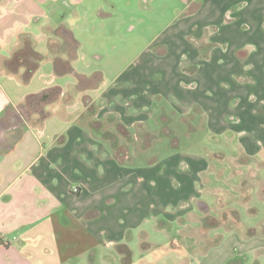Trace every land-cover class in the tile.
Here are the masks:
<instances>
[{"label": "crops", "instance_id": "crops-1", "mask_svg": "<svg viewBox=\"0 0 264 264\" xmlns=\"http://www.w3.org/2000/svg\"><path fill=\"white\" fill-rule=\"evenodd\" d=\"M207 1L210 7L213 0ZM188 2L197 4V10L190 13L187 10L186 16L205 6L204 0ZM234 14L224 11L223 22L231 23ZM38 15L33 0H0V264H121L119 246L131 252L130 264H199L194 257L196 252L205 258L203 264H213L204 253L210 249L209 241L218 238L214 244L217 246L220 237L209 238L207 232L199 234L204 228V216L196 229V234L204 238L203 246L184 248L178 242V248L171 249L170 243L175 241L167 246L147 241L149 233L143 225L149 221L162 232L164 223L137 213L140 207L136 206L135 194L142 192L145 184L144 178H135L129 146L137 139L142 150H146L155 140L165 138L148 131L140 118L157 111L156 124L162 128L165 123L171 130L167 151L183 150L180 171L192 174L186 180L183 198L190 208L195 200L201 199L202 192L195 190L194 178H202L207 189L209 184L220 185L232 172L235 173L232 178L237 175L239 179V172H249L253 165L262 162L264 29L259 36L252 33L238 41L233 37L220 40L215 35L206 42L203 37L193 40L191 47L188 45L190 58L169 64L167 78L148 73L143 66L146 61L141 60L143 63L137 64L138 67H130L127 74L116 77L109 88H101L103 75L97 89L73 92L75 83L67 91L54 84L64 75L55 74L47 50V39L55 37L60 25L71 32L64 24L43 27L46 52L42 63L52 66L45 80L39 83L35 79L40 76L42 63L27 82L21 77L23 68L9 73L4 67L24 34L31 37L34 48L42 53L29 33L10 32L20 22L32 23ZM214 24L222 25L208 20L205 26L210 28ZM260 24L264 28V19ZM13 35L17 39L12 40ZM164 45L154 53L156 56L167 54ZM219 48L224 53H217ZM76 61L77 58L71 63L72 68ZM24 83L39 85V92L58 86L66 95L71 94V100L59 99L48 108L50 115L42 125H32L19 114L26 96L36 94L35 90H25ZM156 100L182 110L180 121L188 123L190 131L195 120L207 124L209 139L217 142L224 138L229 153L180 142L170 129L175 123V113L167 111L164 105L157 108ZM93 122L98 123V130L93 128ZM117 125L126 129L128 137L118 133ZM132 128L137 129L138 137H132L129 130ZM102 133L110 136L103 137ZM232 160L236 163L234 167ZM216 177H220L218 183ZM223 191L230 189L223 187L219 193ZM202 203L198 202L199 209ZM184 204L182 200L179 205ZM183 220L179 217L178 224ZM131 244L143 252L135 263ZM144 253L151 254L153 260L148 261Z\"/></svg>", "mask_w": 264, "mask_h": 264}, {"label": "rangeland", "instance_id": "rangeland-1", "mask_svg": "<svg viewBox=\"0 0 264 264\" xmlns=\"http://www.w3.org/2000/svg\"><path fill=\"white\" fill-rule=\"evenodd\" d=\"M33 1L39 9L37 19L32 23L20 22L16 30L29 33L37 49L43 54L46 52L43 27L47 24L52 26L64 24L71 30L73 38L79 44L73 71L86 75L95 71L102 72L104 75L102 89L109 88L116 77L124 76L130 67H136L137 64L143 63V60L146 61L143 66L148 73L163 74L167 78L169 71L166 69L169 64L180 58L189 59L188 48L190 49L193 40L199 37H203L204 42L209 41V38L214 35L220 40L233 37L235 41H238L239 38L252 33L259 36L264 29L260 24L264 19V0H213L210 7H208V1L204 0L203 8H206H201L191 16L185 14L187 10H196L197 4L189 3V0ZM67 3L72 6H68ZM230 8L234 10L229 11ZM224 11L235 13L231 23L223 22ZM228 19L232 18L229 16ZM208 20L222 23V25L214 24L215 26L208 28L205 26ZM225 26L228 27L225 28ZM15 39L17 38L13 35L12 40ZM50 39L58 43L62 40L61 35L58 38L55 35ZM160 45L168 48L167 54L162 57L154 54L158 53ZM216 52L224 53L221 48ZM2 54L5 55V52L2 51ZM166 63L167 66L164 65ZM41 67L40 76L35 78L39 83L52 71L50 64L42 63ZM166 78H164L165 86ZM74 83V74H66L54 81L55 85L63 87L66 91L70 90ZM39 88V85L33 87L24 83L25 90H35L34 93H37ZM156 101L157 108L164 105L167 111L175 113L173 116L175 123L173 127L170 126V129L180 142L197 144L198 149L206 147L208 150L229 153L230 150L225 145L224 138L217 142L209 139L207 124H201L195 120L191 124L193 129L190 131L189 124L180 121L182 110L178 107L177 110L174 109L163 100ZM156 115L157 111L153 110L152 114L145 113L140 118L148 131L162 133L165 138L155 140L146 150H142L140 141L137 139L129 146L133 157L130 165L134 168L135 178L138 176L144 178L145 184L144 190L135 194V202L141 203H136V206L140 207L137 213H143L144 218L150 217L153 222L156 219L164 223L162 232H158V226L154 227L149 221L143 225L149 233L147 241L166 246L171 241H175V244L170 243L171 249H177L178 242L184 248L194 244L203 246L204 238L196 234V229L200 224V217L204 216V228L199 230V234L203 235L207 232L209 238L220 237L219 244L212 245L214 247L207 246L210 249L204 253L210 262L213 264H264V160L253 165L252 168L248 166L251 169L249 172L248 170L239 172L238 175H241L239 179L237 175L232 178L235 175L234 172L222 182H219L222 175L216 177L215 182H219L220 185L209 184L207 189L203 185L202 178H194L195 190L202 189V192L199 197L201 199L195 200L190 208L183 198L186 180L192 174L188 175L180 171L183 150L167 151L166 145L169 143L168 137L171 130L161 129L156 124ZM129 130L132 137H138L137 129ZM216 135L220 136L218 131ZM151 160L154 162L149 163L148 161ZM231 164L233 167L236 165L233 160ZM179 183H182V187ZM223 187L226 190L230 189V192L219 193ZM182 200L185 204L180 206ZM199 201L203 202L201 209L198 206ZM165 204L168 205L167 209L164 208ZM206 204L209 208H206ZM179 217L184 219L182 224H178ZM219 221L223 223L222 226H219ZM205 222L209 227H206ZM234 228L239 231L231 230ZM206 229L209 230L206 231ZM131 251L133 263H135L141 258L140 255H143V252H140L139 247L134 244H131ZM196 253L195 259L199 264H203L205 258H202L201 253ZM144 254L148 261L153 260L150 257L151 254ZM121 264H123L122 261Z\"/></svg>", "mask_w": 264, "mask_h": 264}, {"label": "trees", "instance_id": "trees-1", "mask_svg": "<svg viewBox=\"0 0 264 264\" xmlns=\"http://www.w3.org/2000/svg\"><path fill=\"white\" fill-rule=\"evenodd\" d=\"M189 11L194 12L195 9ZM64 34V36H67V38L63 39L61 36L62 40L59 43L57 41L51 40L50 38L47 39V50L51 56L55 74L58 76L74 74L76 82L73 86V92H83L97 89L103 79L102 72L95 71L89 76L75 73L71 63L76 60L78 56L79 44L77 40L73 38L71 32L67 28L64 29ZM56 37H59V29L56 31ZM63 56H65V58H63ZM44 59L45 56L34 48L31 37L28 34H24L20 37L19 47L5 62L4 67L9 73H16L20 68H23L21 77L24 82H27L32 78ZM61 98H64L66 102H69L71 100V94L66 95L58 86L50 87L36 94L27 95L23 101L26 121L32 125H42L44 120L50 115L48 107ZM91 112L92 108L89 107L88 113ZM159 121L162 122V120ZM97 124L98 123L95 122L92 123L95 130H98ZM162 124L163 125L161 129L166 130L167 128L165 123ZM116 128L119 134L128 137V132L123 126L117 125ZM102 134V136L106 138L110 136L109 133ZM160 135L162 136L164 134L161 133ZM171 135L172 134L170 133V136ZM219 223L222 224L220 221ZM204 224H206V227H209L206 222ZM217 242L218 238L213 241H209L208 245L212 246L217 244ZM118 251L122 256L121 261L123 264H130L131 252L124 246H119Z\"/></svg>", "mask_w": 264, "mask_h": 264}, {"label": "flooded vegetation", "instance_id": "flooded-vegetation-1", "mask_svg": "<svg viewBox=\"0 0 264 264\" xmlns=\"http://www.w3.org/2000/svg\"><path fill=\"white\" fill-rule=\"evenodd\" d=\"M59 29V35H61L62 36V38L63 39H65V38H67V36L65 37L64 35L66 34H64V26L63 25H60L57 29H56V31ZM20 114V116H22L23 118H24V120H26V115H25V109H24V107H23V109H22V111H21V113H19ZM204 210V209H203Z\"/></svg>", "mask_w": 264, "mask_h": 264}, {"label": "clouds", "instance_id": "clouds-1", "mask_svg": "<svg viewBox=\"0 0 264 264\" xmlns=\"http://www.w3.org/2000/svg\"><path fill=\"white\" fill-rule=\"evenodd\" d=\"M16 28L14 27L13 29L10 30V32H15ZM8 35V33H6V36Z\"/></svg>", "mask_w": 264, "mask_h": 264}, {"label": "built area", "instance_id": "built-area-1", "mask_svg": "<svg viewBox=\"0 0 264 264\" xmlns=\"http://www.w3.org/2000/svg\"><path fill=\"white\" fill-rule=\"evenodd\" d=\"M73 191H74V192H76V191H77V189L75 188Z\"/></svg>", "mask_w": 264, "mask_h": 264}]
</instances>
